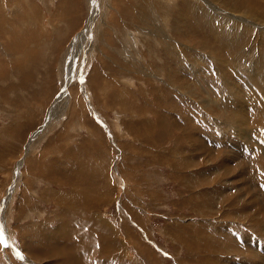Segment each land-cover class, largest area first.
I'll use <instances>...</instances> for the list:
<instances>
[{"label": "rangeland", "instance_id": "obj_1", "mask_svg": "<svg viewBox=\"0 0 264 264\" xmlns=\"http://www.w3.org/2000/svg\"><path fill=\"white\" fill-rule=\"evenodd\" d=\"M78 123L104 176L44 180L38 139ZM37 207L82 264H264V0H0V264H27ZM54 241L34 264L81 263Z\"/></svg>", "mask_w": 264, "mask_h": 264}, {"label": "crops", "instance_id": "obj_2", "mask_svg": "<svg viewBox=\"0 0 264 264\" xmlns=\"http://www.w3.org/2000/svg\"><path fill=\"white\" fill-rule=\"evenodd\" d=\"M25 16L29 20L31 19V16H29V15H25ZM23 36L24 37H22V38L25 40L21 44L25 45V47L23 48L25 50H21L19 53L26 54V51H28L27 47H26L28 40H26L27 35L25 33L23 34ZM105 122L108 126L107 118H106ZM112 123L114 125V122H112ZM69 127H72V128H69ZM110 128L108 127L109 131L111 130L113 139H115L114 135L117 133H116V131H114ZM82 129H94V131L93 132H87L88 135H86L85 137H81V134L78 133V131L82 130ZM48 131L44 134L45 137L47 136ZM93 133H98L99 135L93 136L92 135ZM44 135L42 137H40L42 139H40V138L38 139V141L40 140L41 143L45 142L44 147H42L44 149V152H43L44 158H42V161L39 160V162H41L40 164L43 166V171L41 170L40 166L38 167L39 170H38V168L35 169V172L37 171L39 175L43 176L44 180H46L47 178L48 179L54 178L55 181H58V182H60V180H62V183H68V182L78 183L79 181L83 182V181L89 179L88 176H90V177H92L93 175L95 176V174L97 172L99 173L101 171V170L97 171L96 169L95 170L93 169V166L95 167L96 165L97 166L102 165V163L98 159V156L101 159L105 158L104 163H106L105 161L108 160V158H107V155H108L107 151L108 150L106 148V139H105L106 137L102 133V130L98 129L96 126L85 128L83 125L79 126V123L75 124L74 126H67V125L63 126V125H61L55 131V135H54V137H52V139H48L47 137L44 138ZM73 137L76 140H74ZM47 139H48V141H47ZM102 140L104 142H102ZM96 143H100V144H96ZM55 152H56V154L52 157V155ZM68 161L71 162V166H69V168L67 170H65V171L59 170V173H57L56 177L49 178L47 176V174L50 173L48 171L50 170L51 165H55V166L60 167L64 163L67 164ZM79 169H81V170L79 171ZM102 169H103V167H102ZM46 170H48V171L46 172ZM101 173H102V171H101ZM104 173L105 172H103V176H104ZM83 174L87 175V178L85 180L82 176ZM107 174H109L108 170H106L105 176H108V178H109L110 175H107ZM99 175H100L99 178L103 177V176H101L100 173H99ZM91 179H96V178H90L89 180H91ZM77 190H79V189L77 188ZM46 191L48 192L50 190H46ZM52 194L55 195L54 198H58V203H59L58 205L60 208V210L58 212L59 214H65L67 212L68 215H70V217L77 216V215L80 216V214H83L84 208L81 205H77V202H76L77 199L74 200L75 196L72 197V200H71L72 202H69V203H73L72 205L76 204L75 207L73 206L74 209L70 210V211L69 210L63 211V204L65 205V199L66 198H64L62 193H52ZM41 197H42V199L45 198L46 193H43L38 198H41ZM55 201H56V199H55ZM44 208L45 207H41V208L37 207V209H35V211H37L36 213H33L32 215H30V217L28 219H26L25 221L23 220L22 225L17 226L18 230H20L22 232L21 233L22 235H20L21 239L23 237L26 238L25 233L28 234L27 238H26V242H24V244L22 243L23 244L22 248L24 249V253H25L24 263L34 264V262L37 259L42 258L41 253L43 250H41L40 247L43 246L44 244L50 243L51 241H52V245H53V243L56 244V242L54 240H57V241H59V243H58L59 246H62V247L63 246L68 247L69 246L71 248L73 255L78 259V261L80 260L79 262H81L80 264H82L81 257L77 255L79 253V251H81L82 246L79 245L77 242H75V244H78L79 248L74 249L73 245H75V244L70 245V243L72 242L71 238L74 240V237L72 235V233H73V231H72L73 222L70 219H69V222L66 221V218L64 220L59 221V218H58V222L55 224V226L50 228L49 227L50 226V224H49L50 218L47 217L45 214H43V216H38V214L40 212H42V213L49 212L47 209L45 211ZM90 210H87V212ZM16 215H18V218L16 217ZM23 216H24V209H22L21 211H18L17 214L15 213V220H21V222H22ZM35 217H38V218L36 219ZM77 218L78 217H76V219L74 221H77ZM23 224H25V225L23 226ZM88 224H89V227L92 226V223L90 224L88 222ZM13 225L14 224H12L10 231H12V233H16L17 231L14 229L15 226H13ZM66 225H68V226L66 227ZM5 227L7 228L6 224H5ZM225 228H226V226H225ZM54 230H55V232H54V235L52 237L50 234V231H54ZM79 230H82V229L80 228ZM228 230H237V229L228 227ZM74 231H77V230L75 229ZM63 232H64L65 236H62L61 233H63ZM240 236L243 237L242 234ZM29 238L33 242H31ZM32 248H36V251H37L36 255L37 256L32 252ZM58 248L60 249L59 253L61 254L62 249H61V247H58ZM255 252L256 253H262V256H264V249L262 247H261V251H258L256 249ZM81 253H82V251H81ZM259 255H261V254H259Z\"/></svg>", "mask_w": 264, "mask_h": 264}, {"label": "bare ground", "instance_id": "obj_3", "mask_svg": "<svg viewBox=\"0 0 264 264\" xmlns=\"http://www.w3.org/2000/svg\"><path fill=\"white\" fill-rule=\"evenodd\" d=\"M16 2V1H15ZM209 13V12H208ZM162 16V15H161ZM164 37V36H163ZM233 63V62H232ZM255 76H258V75H255ZM260 77V76H259ZM258 77V78H259ZM253 81V80H252ZM258 84V83H257ZM239 85V84H238ZM258 87V86H257ZM260 88V87H259ZM256 89H258V88H256ZM235 92V91H234ZM234 92H233V94H234ZM249 95V94H248ZM247 97V96H246ZM252 98V97H251ZM260 98V97H259ZM248 99V98H247ZM261 99V98H260ZM206 100V99H205ZM254 100V99H253ZM253 102V101H252ZM261 102V101H260ZM211 103V102H210ZM251 103V102H250ZM255 107V106H254ZM259 108V107H258ZM258 112V111H257ZM256 112V113H257ZM255 113V112H254ZM235 114V115H234ZM234 114H233V117L235 118V122L236 121H238V117H237V113L236 112H234ZM239 117H240V115H239ZM245 117V116H244ZM253 117V116H252ZM255 117H257V115L256 116H254L253 118H255ZM241 118H243L242 116H241ZM246 119V118H245ZM243 120V119H242ZM242 120H240V122L242 121ZM246 121V120H245ZM248 122L250 121V119L249 120H247ZM240 122H237L238 124L240 123ZM243 124H246V122H244L243 121ZM244 130V129H243ZM257 143V142H256ZM102 225H105L104 223L102 224ZM101 225V226H102ZM99 226V225H98ZM94 237V236H93ZM99 239V238H98ZM84 241H86V239L84 240ZM243 242V241H242ZM248 243V242H247ZM250 243V242H249ZM247 247H248V249H251V251H253V252H255V250H256V248H254V249H252L249 245H247ZM13 250V249H12ZM14 253H15V250L13 251ZM19 255H21V254H19ZM259 257L261 258V256L259 255ZM259 257H258V260H259V262H260V260L261 259H259ZM21 258H22V256H21ZM260 264V263H259Z\"/></svg>", "mask_w": 264, "mask_h": 264}, {"label": "snow or ice", "instance_id": "obj_4", "mask_svg": "<svg viewBox=\"0 0 264 264\" xmlns=\"http://www.w3.org/2000/svg\"><path fill=\"white\" fill-rule=\"evenodd\" d=\"M92 3L95 4L96 0H92ZM89 39H91V36H89ZM81 82H82V78H81ZM0 243H5L4 238H3V225H0ZM5 246H7L6 243H5Z\"/></svg>", "mask_w": 264, "mask_h": 264}]
</instances>
